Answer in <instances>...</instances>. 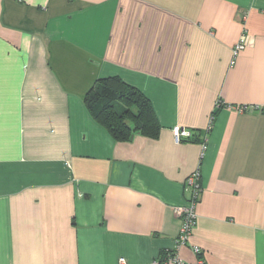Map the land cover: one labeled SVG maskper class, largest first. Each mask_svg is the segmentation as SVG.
<instances>
[{
  "label": "crops",
  "instance_id": "crops-1",
  "mask_svg": "<svg viewBox=\"0 0 264 264\" xmlns=\"http://www.w3.org/2000/svg\"><path fill=\"white\" fill-rule=\"evenodd\" d=\"M113 77L151 102L157 138L91 115ZM194 247L264 264V0H0V264H194Z\"/></svg>",
  "mask_w": 264,
  "mask_h": 264
},
{
  "label": "trees",
  "instance_id": "trees-1",
  "mask_svg": "<svg viewBox=\"0 0 264 264\" xmlns=\"http://www.w3.org/2000/svg\"><path fill=\"white\" fill-rule=\"evenodd\" d=\"M91 115L117 140L133 132L157 138L160 125L151 102L136 88L113 77L100 80L85 100Z\"/></svg>",
  "mask_w": 264,
  "mask_h": 264
},
{
  "label": "built area",
  "instance_id": "built-area-1",
  "mask_svg": "<svg viewBox=\"0 0 264 264\" xmlns=\"http://www.w3.org/2000/svg\"><path fill=\"white\" fill-rule=\"evenodd\" d=\"M246 46H247V38L246 35H243L240 38L239 43L235 47L234 50L235 56L238 55V53L242 51ZM245 108L246 107L240 108V111L241 112L245 111L247 108L252 110H260L259 107H255V106L247 107L246 109ZM173 135L177 142H181L183 139H190L192 137V133L190 131L182 129L179 126L173 128ZM187 185L191 188V192H192L191 199L188 201V204L185 207H180L176 209V213L182 219L180 235L177 239L178 248L188 245L190 238L193 234V231L197 225L198 217L196 213V208L202 191V185L200 183V173L196 172L191 177H189L187 181ZM193 251L195 255H197L198 257L197 262L194 264H205V261L202 259L201 249H199L198 247H194ZM122 262H124L123 259ZM163 264H191V263L186 262L176 253L170 252L165 256L163 260Z\"/></svg>",
  "mask_w": 264,
  "mask_h": 264
}]
</instances>
